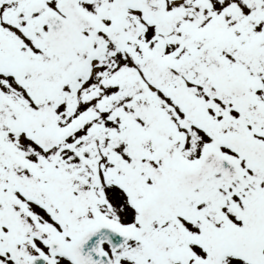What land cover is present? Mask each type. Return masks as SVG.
Returning a JSON list of instances; mask_svg holds the SVG:
<instances>
[{
    "label": "snow or ice",
    "instance_id": "1",
    "mask_svg": "<svg viewBox=\"0 0 264 264\" xmlns=\"http://www.w3.org/2000/svg\"><path fill=\"white\" fill-rule=\"evenodd\" d=\"M0 264H264V0H0Z\"/></svg>",
    "mask_w": 264,
    "mask_h": 264
}]
</instances>
